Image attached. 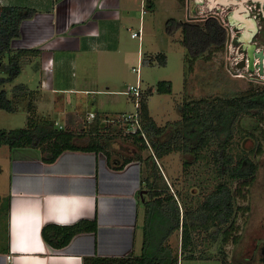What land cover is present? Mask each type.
Returning <instances> with one entry per match:
<instances>
[{
    "label": "crops",
    "instance_id": "1",
    "mask_svg": "<svg viewBox=\"0 0 264 264\" xmlns=\"http://www.w3.org/2000/svg\"><path fill=\"white\" fill-rule=\"evenodd\" d=\"M206 1L179 0L186 8L192 3V13L199 7L203 13L216 11L233 26L243 24L246 31L244 21H252L247 4L257 0H220L217 5L214 0ZM123 2L0 0V7L24 6L37 11L33 19L22 23V35L12 42V48L41 53L37 60L39 78L31 88L36 91L32 103L38 116L64 129L83 128L85 121H91V114L103 116L82 108L86 96L114 92L109 85H105L107 90L101 88L97 69H112L117 63L122 28L131 21L130 13L122 9ZM141 55L139 51L138 61ZM50 60L52 71L48 86L43 87L44 68ZM96 102L102 105V99ZM9 150L10 173L0 194L7 201L6 212L0 216V264H84L85 257L122 258L141 253L144 210L140 203V161L118 170L102 152L68 150L47 163L38 149ZM114 158L120 163L125 159ZM82 220H96L97 232L75 236L62 250L51 248L42 237L48 224L70 226Z\"/></svg>",
    "mask_w": 264,
    "mask_h": 264
},
{
    "label": "trees",
    "instance_id": "2",
    "mask_svg": "<svg viewBox=\"0 0 264 264\" xmlns=\"http://www.w3.org/2000/svg\"><path fill=\"white\" fill-rule=\"evenodd\" d=\"M36 14L35 9L24 6L0 7V111L15 113L18 111L17 100H28L26 127L11 131L0 130V147L7 146L11 150L38 149L47 163L55 162L63 152L72 150L105 153L109 165L118 170L134 160L140 161L143 166L140 194L142 191L145 193L140 198L144 210L141 253L122 258L85 257L84 264H179V253L170 244L171 238L179 234H182V259L188 261L198 259V244L195 241L197 234L205 233L207 240L220 246L227 244L230 239L237 243L239 237L235 236L238 231L236 217L244 210L237 205V199L243 197V187L252 186L259 165L248 155L237 159L230 148L243 118L255 115L264 120V86L230 98L187 101L180 108L182 119L165 127L158 126L150 116L148 99L152 92H145L146 96L142 93L140 130L135 134H127L135 147L134 157L125 158L120 163L109 151L115 140L114 135L106 132L107 127L110 129L107 124L111 122L109 118L96 115L94 121H85L81 129H64L58 127L53 120L38 116L32 103L36 91L27 84L15 85L11 90L12 98L9 97L6 88L21 75L25 64L35 60V70L39 71L40 68L37 62L41 55L39 50L12 48V42L22 35V23L33 19ZM224 20L229 27L233 26L226 16ZM179 30L188 54L187 69L198 59L210 60L226 48L227 31L217 17L194 22L175 19L168 21V34L174 35ZM240 37V34H236L233 44H242ZM241 50L247 55L244 47ZM160 57L162 62L165 61V55L160 54ZM248 72L255 73L249 68ZM164 84L158 86V93L171 91V88L164 91ZM81 139H88V143L80 145ZM138 150L151 152L143 157ZM204 151H210L219 182L200 206L181 208L180 192H171L172 188L167 183L159 162L170 154L182 153L191 158L184 163L188 168L201 159ZM235 183L239 184L238 188L234 187ZM0 205H4L1 216L7 209V201L1 196ZM1 228L2 221L0 231ZM97 229L96 220H82L70 226L48 224L43 227L42 237L51 248L62 250L75 236L95 234ZM2 239L0 236V241Z\"/></svg>",
    "mask_w": 264,
    "mask_h": 264
},
{
    "label": "rangeland",
    "instance_id": "3",
    "mask_svg": "<svg viewBox=\"0 0 264 264\" xmlns=\"http://www.w3.org/2000/svg\"><path fill=\"white\" fill-rule=\"evenodd\" d=\"M191 5L186 8L179 0H124L122 9L130 13L131 21L122 28V48L119 57L116 58L117 63L112 69H97L101 88L109 85L114 92L103 96H86V104L82 111H98L109 118V121L120 120L123 115L137 113L135 100L125 95L124 91L129 86L137 85V73L133 68L138 67L139 51L143 59L140 64L141 90L143 94L152 92L148 99L150 116L158 126L165 127L167 124L180 121L182 119L180 108L187 101L230 98L264 86V81L256 74L249 73L246 63L243 62L245 63L243 65L241 62L245 55L241 47L229 45V40L234 37L230 29H226L228 42L223 52L214 55L210 60L200 58L187 69L188 54L182 44V33L179 30L174 35L168 34V21L171 19L180 22L200 21L214 15L220 19L224 18V15L218 12L197 17L194 11L191 12ZM140 21L143 22L145 32L141 46L137 38H132V33L139 29ZM128 27H131L130 32L127 31ZM160 54L165 55V61H161ZM38 78L34 64H25L21 75L6 88L9 97L12 98L11 90L15 85L27 84L34 89ZM161 83H165L164 91L169 88L171 91L158 93L157 89ZM101 99L100 106L96 101ZM16 104L18 111L15 113L0 111V130L11 131L26 127L28 100L19 99ZM107 124L110 126V129L108 127L106 129L107 134L115 136L109 149L112 155L122 159L134 157V153L131 152L134 145L131 138L127 137L126 127L118 121ZM87 143L88 139L79 141L80 145ZM138 152L146 157L151 150ZM230 152L237 159L248 155L259 165L252 186L243 187V197L237 199V205L244 208L236 217L238 231L235 236L239 239L237 243L230 239L227 244L220 246L207 240L205 233L197 234L195 241L198 244L196 250L198 259L188 261L181 256L182 234L175 235L171 238L170 244L179 253V264H263L258 255L264 245V120L255 115L243 118ZM9 153L7 146L0 147V168L4 170H0V194L4 193L7 187V176L10 173L7 158ZM186 159L191 160L182 153H173L160 161L159 165L172 188L171 192L174 194L180 192L181 208H196L215 189L219 180L211 162L210 151H204L201 159L188 168L184 164ZM234 187L238 188L239 184L235 183ZM3 210L4 205H0V212ZM257 240L260 245L255 252Z\"/></svg>",
    "mask_w": 264,
    "mask_h": 264
},
{
    "label": "built area",
    "instance_id": "4",
    "mask_svg": "<svg viewBox=\"0 0 264 264\" xmlns=\"http://www.w3.org/2000/svg\"><path fill=\"white\" fill-rule=\"evenodd\" d=\"M213 12L215 13L216 11H210V12H201V7L197 8V11L195 13V15L198 17L200 15H206V14H213ZM217 13V12H216ZM210 17H217V16H210ZM209 18V17H208ZM219 22L221 23V25L225 28V29H230L233 33H234V37L236 35V32H234L233 28L232 27H229V25L225 22L224 18H219L217 17ZM194 21H199V20H194ZM194 21H190V22H194ZM143 27L140 26V28L138 29L137 32H133L132 33V38H137L139 40V44L140 46L142 45V42H143ZM230 39L229 41V45H233V39ZM228 42V40H227ZM227 45V44H226ZM236 46V45H235ZM239 46V45H238ZM242 59V63L245 62L246 65H247V71H248V59H247V55L245 54ZM143 59H142V55L141 57L139 58V64H138V67L137 68H133V71L137 73V85L136 86H129L127 91L125 92L126 95H129L131 96L134 100H135V103H136V106H137V113L133 114V115H123L122 118H120V120L118 119V122L122 123L123 124V127H126L125 130H126V134H135L138 130H140V122H139V108H140V98H141V95H142V90H141V86H140V64L142 63ZM239 61V62H240ZM51 65H52V60L49 61V64L47 66H45L44 68V79H43V82H42V86L43 87H46L48 86V78H49V75L52 71V68H51ZM255 74V73H254ZM257 75V74H256ZM259 76L263 81H264V76H261V75H257ZM96 118V116L94 114H91L89 116V120L93 121L94 119ZM111 122H115V120L111 121ZM131 122V123H130ZM130 123V124H129ZM127 125L129 127H127Z\"/></svg>",
    "mask_w": 264,
    "mask_h": 264
},
{
    "label": "flooded vegetation",
    "instance_id": "5",
    "mask_svg": "<svg viewBox=\"0 0 264 264\" xmlns=\"http://www.w3.org/2000/svg\"><path fill=\"white\" fill-rule=\"evenodd\" d=\"M247 9L249 10L250 19H252V23L254 25V29L252 32H254V35L252 37L251 43L255 44L257 47V52H264V0H257L256 2H249L247 4ZM234 32L236 34H244L245 32V26L243 24H237L235 26H232ZM239 46L242 48L244 47V44H239ZM247 52V50H246ZM255 74L260 75L259 69H255ZM257 246L254 249L256 252L257 247L260 245L259 240H257ZM264 248V245L261 248L260 254L258 255V259L260 262L264 264V255L262 254V250ZM254 257V256H253ZM252 257V258H253Z\"/></svg>",
    "mask_w": 264,
    "mask_h": 264
},
{
    "label": "water",
    "instance_id": "6",
    "mask_svg": "<svg viewBox=\"0 0 264 264\" xmlns=\"http://www.w3.org/2000/svg\"><path fill=\"white\" fill-rule=\"evenodd\" d=\"M244 23L246 24V31L244 34L240 35V41L244 44V48L247 50L248 67L250 70H255L257 68L259 69L260 74H264V52H257L256 45L251 43L254 35V32L252 31L255 30V27L251 20H246ZM144 193L145 191L141 192V198ZM262 254L264 255V248Z\"/></svg>",
    "mask_w": 264,
    "mask_h": 264
},
{
    "label": "bare ground",
    "instance_id": "7",
    "mask_svg": "<svg viewBox=\"0 0 264 264\" xmlns=\"http://www.w3.org/2000/svg\"><path fill=\"white\" fill-rule=\"evenodd\" d=\"M198 2L204 4L205 0H198ZM206 2H209V0H207ZM218 2H221V1L220 0H214L215 5H217L216 3H218Z\"/></svg>",
    "mask_w": 264,
    "mask_h": 264
}]
</instances>
